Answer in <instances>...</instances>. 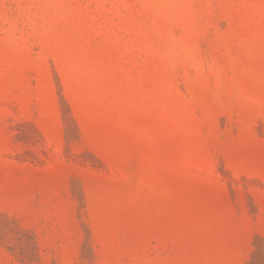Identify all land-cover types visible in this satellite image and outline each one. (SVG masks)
Wrapping results in <instances>:
<instances>
[{"label": "rangeland", "instance_id": "rangeland-1", "mask_svg": "<svg viewBox=\"0 0 264 264\" xmlns=\"http://www.w3.org/2000/svg\"><path fill=\"white\" fill-rule=\"evenodd\" d=\"M0 264H264V0H0Z\"/></svg>", "mask_w": 264, "mask_h": 264}]
</instances>
